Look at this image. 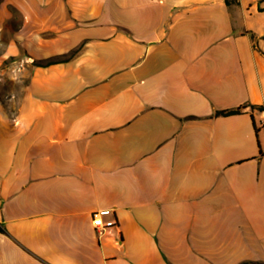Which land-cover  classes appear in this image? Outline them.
<instances>
[{
    "label": "crops",
    "instance_id": "0c3cea01",
    "mask_svg": "<svg viewBox=\"0 0 264 264\" xmlns=\"http://www.w3.org/2000/svg\"><path fill=\"white\" fill-rule=\"evenodd\" d=\"M0 264H264V0H0Z\"/></svg>",
    "mask_w": 264,
    "mask_h": 264
},
{
    "label": "built area",
    "instance_id": "2783aa9c",
    "mask_svg": "<svg viewBox=\"0 0 264 264\" xmlns=\"http://www.w3.org/2000/svg\"><path fill=\"white\" fill-rule=\"evenodd\" d=\"M110 214L109 211H102V212H97L96 214H94V220H93V225L95 227L96 232L102 236L105 234V232L107 231L108 227H111V225H106L103 222V216ZM112 226H115L112 225Z\"/></svg>",
    "mask_w": 264,
    "mask_h": 264
},
{
    "label": "trees",
    "instance_id": "16d2710c",
    "mask_svg": "<svg viewBox=\"0 0 264 264\" xmlns=\"http://www.w3.org/2000/svg\"><path fill=\"white\" fill-rule=\"evenodd\" d=\"M241 112V109L236 110H230V111H224V112H218V116H229V115H235Z\"/></svg>",
    "mask_w": 264,
    "mask_h": 264
},
{
    "label": "rangeland",
    "instance_id": "374dc122",
    "mask_svg": "<svg viewBox=\"0 0 264 264\" xmlns=\"http://www.w3.org/2000/svg\"><path fill=\"white\" fill-rule=\"evenodd\" d=\"M27 83V78H24V79H22V80H20L19 82H16L15 83V88L16 89H21L22 87H23V85H25Z\"/></svg>",
    "mask_w": 264,
    "mask_h": 264
}]
</instances>
